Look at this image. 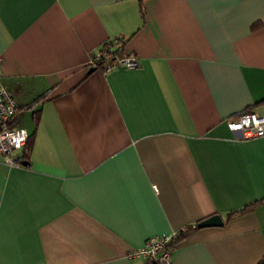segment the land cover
<instances>
[{
    "label": "crops",
    "instance_id": "1",
    "mask_svg": "<svg viewBox=\"0 0 264 264\" xmlns=\"http://www.w3.org/2000/svg\"><path fill=\"white\" fill-rule=\"evenodd\" d=\"M113 37L137 66L86 73ZM0 85L28 135L39 110L0 153V264H158L126 253L212 214L170 264L263 257L264 135L224 121L264 103V0H0Z\"/></svg>",
    "mask_w": 264,
    "mask_h": 264
},
{
    "label": "built area",
    "instance_id": "2",
    "mask_svg": "<svg viewBox=\"0 0 264 264\" xmlns=\"http://www.w3.org/2000/svg\"><path fill=\"white\" fill-rule=\"evenodd\" d=\"M116 42V37L104 41L96 51L91 52L85 65L97 67L96 65L100 63V69L104 71L114 70L115 68H135L137 60L130 54L121 57L119 55L108 57L113 44ZM261 108L260 113L252 109L242 110L234 117H228L224 121L226 128L232 131L231 133L244 139L263 136L264 103ZM17 110L18 105L13 93L5 86L0 85V153L4 157V162L8 165L14 164L11 153L22 149L28 138L27 131L16 126L13 121ZM182 229L163 236H149L143 246L130 249L126 256L128 258L138 257L141 260L149 259L151 262L158 264H170L169 257L174 248L171 243L172 237L181 232Z\"/></svg>",
    "mask_w": 264,
    "mask_h": 264
},
{
    "label": "trees",
    "instance_id": "3",
    "mask_svg": "<svg viewBox=\"0 0 264 264\" xmlns=\"http://www.w3.org/2000/svg\"><path fill=\"white\" fill-rule=\"evenodd\" d=\"M116 41H118V44L119 46L117 47H113L112 50H110L109 52V55L108 57H112L114 55H119L120 57L122 56L121 53H120V50L122 49V43H123V40H121L120 38L116 37ZM99 64H97L96 68H101V66H99ZM45 100V93L41 94L40 96H38L34 101L33 103H31L30 105L26 106L27 108L29 109H33V107L40 103L41 101ZM264 101V100H263ZM32 120H33V124H34V129L33 131L31 132L30 135H28V138H27V141L25 143V145L22 147V156L20 159H23V160H28V157H29V154H30V151L32 149V144H33V139H34V134H35V130L38 126V123H39V110H34L32 111ZM17 161V160H16ZM15 162V161H14ZM259 201V200H258ZM261 202V200L259 201V203ZM253 205H255V203L253 204H249V205H244L243 206V209L244 208H249V207H252ZM243 209H240L239 211H242ZM239 211H235V210H232L231 212H228L226 213V215L224 216L225 218H228L231 216L232 213H236V212H239ZM222 222H224V220H221ZM196 227V224L194 223V225H189V226H185L181 232H178L175 236L172 237V240L174 241H178L180 239L183 238V236L185 235L184 233L188 232L190 229H193ZM256 264H264V255L262 258H260Z\"/></svg>",
    "mask_w": 264,
    "mask_h": 264
},
{
    "label": "water",
    "instance_id": "4",
    "mask_svg": "<svg viewBox=\"0 0 264 264\" xmlns=\"http://www.w3.org/2000/svg\"><path fill=\"white\" fill-rule=\"evenodd\" d=\"M93 67H90L86 70V73H88L90 70H92ZM23 165H28L27 161H23L22 162ZM221 224L220 221V216L217 214H212V215H208L206 216V218L201 219L200 221H196V226H198V228L200 227H207V226H219Z\"/></svg>",
    "mask_w": 264,
    "mask_h": 264
},
{
    "label": "rangeland",
    "instance_id": "5",
    "mask_svg": "<svg viewBox=\"0 0 264 264\" xmlns=\"http://www.w3.org/2000/svg\"><path fill=\"white\" fill-rule=\"evenodd\" d=\"M90 67H93V68H94L95 66H90ZM90 67H88V68H90ZM95 68H96V67H95Z\"/></svg>",
    "mask_w": 264,
    "mask_h": 264
}]
</instances>
